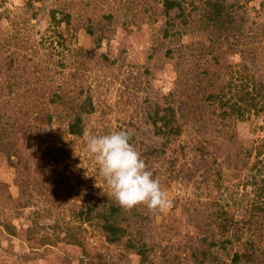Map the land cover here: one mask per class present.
<instances>
[{
  "label": "rangeland",
  "instance_id": "374dc122",
  "mask_svg": "<svg viewBox=\"0 0 264 264\" xmlns=\"http://www.w3.org/2000/svg\"><path fill=\"white\" fill-rule=\"evenodd\" d=\"M208 1L178 0L168 13L166 0H0V68L17 80L14 98L0 103L14 125H0L9 135L0 143V264H264L263 245L244 248L242 218L257 219L264 177V110L256 111L264 107V0H224L247 19L230 31L240 39L231 46L202 17ZM179 11L191 21L181 29L169 24ZM230 84L258 94L242 112L221 108ZM229 102L222 107L244 100ZM170 105L181 132L156 155L164 139L150 117ZM85 129L130 132L171 201L164 211L121 207L127 228L116 241L103 223L118 203ZM226 215L242 220L223 231ZM238 250L245 255L235 260Z\"/></svg>",
  "mask_w": 264,
  "mask_h": 264
},
{
  "label": "trees",
  "instance_id": "16d2710c",
  "mask_svg": "<svg viewBox=\"0 0 264 264\" xmlns=\"http://www.w3.org/2000/svg\"><path fill=\"white\" fill-rule=\"evenodd\" d=\"M208 3L211 5L212 9H209L207 11V14H205V21H207L208 26L210 25V23H212L211 26H215L216 28L221 29V33L223 32L224 35H221V39L223 40V43L227 42L229 44V46L235 44V43H231L229 42V38H232L234 40V42H238L240 41V39L236 38L237 36H232V34L230 33V31H233L235 29V27L237 28L238 31H243L242 28H244L243 23L247 21L246 18L243 17V15H241V20H238V18L230 11V7L233 6V4H227L224 0L218 1V0H210L208 1ZM178 5H180V3L178 2V0H166L165 2V8L166 11H171L175 6L178 7ZM264 6V5H263ZM167 13V14H168ZM175 18L174 20L171 19L169 21L170 25L175 26L178 23L181 24L180 29L181 28H185L189 23H191V21L189 20V17L184 15L183 11H179V13L175 14ZM54 21L56 22V24H59L61 22V19L54 17ZM170 25H167V27H169ZM166 27V31L165 34L168 36V33H171L168 28ZM14 30H17V28H15ZM250 33V30L248 29V33ZM177 34H179V31L177 30ZM255 36V35H254ZM7 41H5V44L8 45V41H12V36H10L8 34ZM264 44V42H263ZM264 46V45H263ZM223 48L222 46V42H221V49ZM233 73H236L235 71ZM0 74L5 75V79H6V86L8 88H5L3 86L0 85V103L2 101V97L3 96H7L10 95V99L14 98L12 93L14 92L15 88L14 86L17 84V80L15 78V75L7 72V73H3V69L0 68ZM248 78V75H247ZM2 79H0L1 82ZM249 81V80H248ZM222 82V80H221ZM227 85V84H226ZM232 84L228 85L227 88V92H222L224 93L223 95H221V108L224 109V111H226L227 109H232L231 111L235 112H242L243 110L241 108H243L245 105L246 107H249V103L250 101H252V99L255 97V95H258L256 92H252V91H243V90H239V91H235L236 89L233 88V90H231V86ZM233 86V85H232ZM7 92V93H3V92ZM235 92V93H234ZM173 92L170 93V95H172ZM6 94V95H5ZM59 96V95H57ZM238 97L241 100H244L243 104H240L237 109L235 106V104L229 108H223L224 106H228L230 104H232L231 102H229L231 100L232 97ZM9 99V100H10ZM208 99H210V97H208ZM223 106V107H222ZM256 107L258 106L257 104L255 105ZM253 108V107H251ZM259 110H264V107L259 108L256 111ZM178 111L176 110V108L172 105L165 107V108H155L153 110V113L150 117V122H152L153 126L155 127V132L159 135H161L164 139L163 143H161L160 147H156L155 151H152L153 153H155L156 155L162 154L166 152V148L168 147V143L171 140V135H178L181 132V126L180 125H173L174 120L177 118ZM8 116L7 110L5 109V107L3 106V104H0V125L2 126L1 128H3L4 130L7 128L13 129L14 125L10 123L9 120L4 119L5 117ZM11 120V119H10ZM78 124L77 123H71L70 124V129L73 133H81V127H77ZM77 128V129H76ZM8 137L9 135H0V143L3 144L5 143H9L8 142ZM7 140V141H6ZM10 141V140H9ZM151 147V146H150ZM172 166V165H170ZM261 171V170H260ZM259 184L257 186V193L256 196L258 198V200L253 203L254 206V217L257 216L256 220H249L246 219V216L243 215L242 218L245 219L243 226L247 229V233H250V237L248 238V241H246V247H244L246 250H251V249H260L262 247V245L264 246V177L263 179H259L258 183ZM121 206L119 204H114V203H110V205L108 206V215L107 217V221L105 219V222L103 223V226L106 230L107 235L109 236V240L110 241H116L119 240L122 236H124L125 234V230L127 228V225L125 227H123L122 225H119L118 219H124L125 220V209L123 210V215L121 214L120 211ZM92 211H94V207L92 205L89 206L88 211H86L85 209H81L80 210V214H88V213H92ZM101 212V211H100ZM102 213V212H101ZM100 214V213H99ZM242 218L240 220H242ZM238 219L234 218V215L232 216H225L223 218V231L226 230H230L229 229V225L232 224V222L237 223L240 221ZM7 230L10 233H13L15 231H17V228L15 225H13V223H10L8 225H5ZM242 226V229H243ZM239 230V227L237 228V231ZM14 234V233H13ZM233 238H235L237 241H239L240 239H242L241 235L236 232L233 236ZM232 242V240H230ZM81 244V242H78ZM135 249L137 252L141 253V248L142 246H138L135 245ZM241 251H235L234 253V257L235 260L240 259L241 256H244L245 253H240Z\"/></svg>",
  "mask_w": 264,
  "mask_h": 264
},
{
  "label": "clouds",
  "instance_id": "9594fccd",
  "mask_svg": "<svg viewBox=\"0 0 264 264\" xmlns=\"http://www.w3.org/2000/svg\"><path fill=\"white\" fill-rule=\"evenodd\" d=\"M87 151L99 167L110 189L109 195L125 209L145 205L152 211H164L171 201L158 177L149 170L141 154L130 143L127 130L107 134H90L85 129Z\"/></svg>",
  "mask_w": 264,
  "mask_h": 264
}]
</instances>
